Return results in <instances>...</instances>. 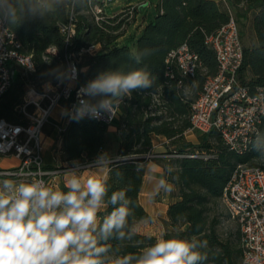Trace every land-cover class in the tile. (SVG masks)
Masks as SVG:
<instances>
[{
    "label": "trees",
    "instance_id": "1",
    "mask_svg": "<svg viewBox=\"0 0 264 264\" xmlns=\"http://www.w3.org/2000/svg\"><path fill=\"white\" fill-rule=\"evenodd\" d=\"M0 0V14L8 17ZM238 20L248 19L253 13L252 28L256 44L244 46V62L240 71L243 84L253 91L264 88V0H231ZM20 5L24 0H18ZM90 3L104 5L101 0H63L43 17L22 14L14 8L16 23L7 18V25L21 42L24 50L34 54L36 71L25 74L17 69L15 79L0 98V120L27 125L22 114L24 96L28 86L43 92L44 86H57L68 76L65 59L67 49L58 25L68 21L71 8L77 15L76 43L70 51L79 52L90 46L101 45L102 51L85 55L79 64L77 85L86 88L101 73L120 71L128 73L144 70L152 80L151 87L134 91L123 107L119 134L122 140L114 158L108 163L105 181L106 194L102 203L105 211L99 213L100 224L92 236L96 247L107 251L99 254L103 264H113L117 259L131 255L140 257L157 239L139 234L137 222L151 220L140 202L146 166L151 160L146 155L154 150V137L171 141L166 153L174 157L152 160L165 169V179L171 190L175 189L178 201L168 209L167 239L195 241L203 257L195 264H242L241 231L235 238H223L219 232L218 215L211 216L223 199L224 189L240 165L259 167L256 160L264 158V124L259 138L245 154L231 150L220 134L212 130L202 134L199 146L186 141L192 128V107L203 90L208 77L218 73L216 54L206 44V38L216 34L226 25L230 16L222 2L214 0H160L157 14L143 29L134 50L129 45H119L124 35V21L108 20L101 26L95 23ZM243 41V33H241ZM188 44L198 54L200 68L195 78L182 77L177 69L175 76H166V59L172 50ZM54 48L56 53L50 52ZM159 95L156 102V97ZM97 103L102 97L86 96ZM110 125L106 122L80 116L73 117L62 133V151L68 164L102 162L100 158L107 144ZM1 192V190H0ZM114 192L124 193L123 199L111 202ZM124 206L129 215L120 231L114 228L106 237L101 231L104 221L113 211ZM135 264V259L131 262Z\"/></svg>",
    "mask_w": 264,
    "mask_h": 264
},
{
    "label": "built area",
    "instance_id": "2",
    "mask_svg": "<svg viewBox=\"0 0 264 264\" xmlns=\"http://www.w3.org/2000/svg\"><path fill=\"white\" fill-rule=\"evenodd\" d=\"M223 1L228 5L230 0ZM107 2L108 0H105L104 5L94 6L90 3V12L95 23L101 26L108 20H123L121 30L128 31L139 6L129 4L119 13L108 15L105 10ZM4 4L5 1L2 8L6 11ZM228 13L229 22L216 34L206 38V44L215 51L218 73L208 77L193 104L192 128L189 131L208 134L215 130L231 150L242 155L261 134L264 124V88L253 91L240 79L244 44L236 17L231 11ZM77 15L74 8H71L68 21L58 25L68 50L65 56L68 66L67 78L52 91L38 92L34 87L28 86L21 107L22 114L29 122L27 125L0 120V157H14L18 161L15 167L0 169V185H3L5 180H10L13 183V191L21 183L31 184L38 181H43L44 186L50 188L58 176L79 174L106 163H75L49 168L43 156L42 134L51 120L53 111L65 103L66 125L77 116L81 101H87L88 96L82 91L84 88L77 85L78 66L83 56L95 55L98 53L96 48L102 47L95 45L79 52L70 51L76 43ZM49 51L57 52L54 48ZM200 66L198 54L193 52L188 44H183L169 53L166 59V76L174 77V69H177L182 77L195 78ZM18 68L23 69L25 74L34 73V54L24 50L16 35L10 31L6 15L0 14V98L15 79ZM155 97L156 102H159V95ZM126 100L127 97L122 99L116 117L111 120L104 112H101L99 118L93 117L90 112H85L82 117L94 118L112 125L120 115ZM59 131L63 133L64 129ZM168 157L174 155L154 150L146 155L151 162ZM3 190L4 194H10L4 187ZM223 200L231 219L238 223L241 231L242 264H264V170L247 165L238 166L224 189Z\"/></svg>",
    "mask_w": 264,
    "mask_h": 264
},
{
    "label": "clouds",
    "instance_id": "3",
    "mask_svg": "<svg viewBox=\"0 0 264 264\" xmlns=\"http://www.w3.org/2000/svg\"><path fill=\"white\" fill-rule=\"evenodd\" d=\"M63 0H5L8 9V21L16 23L14 8L22 14L43 17L54 5ZM31 66V65H30ZM29 66V67H30ZM152 80L144 70L128 73L108 71L82 89L88 96L100 99L92 104L91 99L81 101L77 118L85 112L99 118L101 112L107 113L109 120L116 113L124 97H131L134 91L148 89ZM165 181L159 187L166 191ZM10 194L0 192V264H103L99 254L107 251L96 247V240L89 229L95 231V221L102 199L106 194L105 181L89 177L82 185L74 174L67 179V193L53 191L44 186L43 181L31 184L21 183L13 191L10 180L3 182ZM124 193L114 192L111 202L115 204L123 199ZM59 209V211H57ZM128 209L119 207L104 221L101 231L105 237L115 228L119 236L126 224ZM197 243L181 239H163L147 248L136 258L131 255L117 259L115 264H195L203 257L195 251Z\"/></svg>",
    "mask_w": 264,
    "mask_h": 264
},
{
    "label": "crops",
    "instance_id": "4",
    "mask_svg": "<svg viewBox=\"0 0 264 264\" xmlns=\"http://www.w3.org/2000/svg\"><path fill=\"white\" fill-rule=\"evenodd\" d=\"M159 1L160 0H153V2L151 0H134L124 4L125 6L129 4L138 5L139 10L132 24L129 26L127 33L120 38L119 45L127 44L134 50L136 49V42L143 29L151 20L155 18L157 14V5L159 4ZM214 1L222 2L223 0ZM96 50L100 53L103 49L102 47H97ZM56 88L57 87L52 84L44 86V90L46 91H52ZM122 112L123 109L115 123L110 125L107 144L100 156L102 162L104 161L106 163H102L101 165L85 170L79 174H74L76 177L80 178L82 185L89 177H95L103 180L107 179L109 173L107 162H110L111 159L115 157L117 150L122 143L119 134ZM64 116L65 103H62L55 108L50 122L43 130V156L45 164L49 168H55L68 164L64 159V153L62 151V133L59 131L61 128L65 129L66 127ZM167 144L168 140L165 137H154L155 152H165ZM17 164L18 161L14 157H0V169L12 168L17 166ZM71 175H73V173L58 176L50 188L53 191L67 193L70 189L66 187V182ZM161 180L166 182L165 188H167L168 183L165 179V169L160 163L150 162L146 166L144 185L140 193V202L146 212L150 215L151 220L140 221L135 225L136 232L146 236H153L157 240L161 238V236L165 239L166 233L170 232L171 228L168 224V209L171 204L179 200L175 189L166 191L164 188L159 187V182ZM105 209L106 206L101 204L96 214L95 231H92L91 228L89 229L91 234L97 231L100 224L99 213L105 211ZM57 211H59V209H57Z\"/></svg>",
    "mask_w": 264,
    "mask_h": 264
},
{
    "label": "rangeland",
    "instance_id": "5",
    "mask_svg": "<svg viewBox=\"0 0 264 264\" xmlns=\"http://www.w3.org/2000/svg\"><path fill=\"white\" fill-rule=\"evenodd\" d=\"M105 1V0H101ZM134 1V0H108L107 6H106V13L108 15L117 14L121 11V9L125 6L124 4ZM153 2V0H151ZM224 9L231 13L238 19V15L236 13L235 7L232 3V1H228V5L222 1ZM252 21H253V13L249 14L248 19H240L238 20L240 32L243 33V44L244 46H254L256 44L255 34L252 28ZM127 31V30H126ZM124 31V34L127 33ZM84 57V56H83ZM83 60V58H82ZM20 69V68H19ZM201 136L199 132H187L186 134V141L193 142L196 146L200 145L201 142ZM169 146L171 147L172 143L171 141L168 142ZM167 148V145H166ZM164 150V149H163ZM255 164H258V166H264V158L256 160ZM249 166V165H248ZM1 192H4L3 185H0ZM218 215L220 219V225H219V232L222 235V237L225 238H235V235L237 231L240 229L239 225L236 221L231 219L230 214L228 212V208L222 199L219 203L218 207H215V210L211 212V216Z\"/></svg>",
    "mask_w": 264,
    "mask_h": 264
},
{
    "label": "water",
    "instance_id": "6",
    "mask_svg": "<svg viewBox=\"0 0 264 264\" xmlns=\"http://www.w3.org/2000/svg\"><path fill=\"white\" fill-rule=\"evenodd\" d=\"M111 1V0H110Z\"/></svg>",
    "mask_w": 264,
    "mask_h": 264
}]
</instances>
